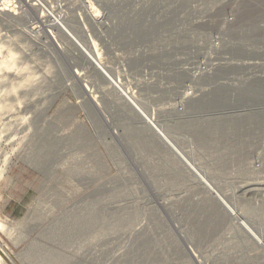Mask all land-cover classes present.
I'll return each instance as SVG.
<instances>
[{
  "label": "rangeland",
  "instance_id": "374dc122",
  "mask_svg": "<svg viewBox=\"0 0 264 264\" xmlns=\"http://www.w3.org/2000/svg\"><path fill=\"white\" fill-rule=\"evenodd\" d=\"M15 1L0 13L2 264H264L63 34L93 40L264 240V0Z\"/></svg>",
  "mask_w": 264,
  "mask_h": 264
},
{
  "label": "bare ground",
  "instance_id": "6f19581e",
  "mask_svg": "<svg viewBox=\"0 0 264 264\" xmlns=\"http://www.w3.org/2000/svg\"><path fill=\"white\" fill-rule=\"evenodd\" d=\"M56 5H59V0H54ZM86 1V0H85ZM43 0H29L27 5L29 7L40 6ZM8 0H0V13H2L5 17L12 19L10 15L5 12H10ZM88 3V2H87ZM26 5V6H27ZM47 26L52 27L54 30H60V17H49L46 21ZM35 24V23H34ZM34 24L27 25L23 27V32L27 35H30L36 28L33 27ZM61 31V30H60ZM63 33V32H62ZM85 33V32H84ZM67 40H69L70 44L74 47L75 51L82 56L83 60L87 63V65L92 69L94 72H98L102 74L104 80L109 86L112 87L114 92L118 94L120 99L123 101L124 105L127 109L136 117L139 124L143 126V128L147 129L153 136L160 142L169 152L175 156L180 163L184 166V168L197 180L198 184L202 187V190L209 196L210 201L212 202L216 212L225 215L229 220L235 221L238 226L243 229V231L247 234V236L260 248H264V240L261 236H258L240 217L236 208L230 206L228 202L217 192L212 185L203 177L201 176L197 170L183 157L180 151L172 144L166 134L155 124L154 120L152 119L151 115H148L144 112L141 106L134 101L129 95L126 94L124 90H122L118 81H114L104 70L103 66L100 64L99 54L96 49V44L93 40L87 39V36L83 39V43L76 39L75 37L71 36L70 34L64 32L63 33ZM53 38V37H52ZM8 68V67H6ZM8 76V75H7ZM16 75H14L15 78ZM4 76H1L2 78ZM13 77V76H12ZM90 94H86L88 99H92L94 101V97L91 95L90 90H86ZM12 118L11 115H7L4 120L10 121ZM4 122V121H3ZM7 141V140H6ZM7 144V143H6ZM211 206V205H210ZM0 264H2L0 259Z\"/></svg>",
  "mask_w": 264,
  "mask_h": 264
},
{
  "label": "built area",
  "instance_id": "2783aa9c",
  "mask_svg": "<svg viewBox=\"0 0 264 264\" xmlns=\"http://www.w3.org/2000/svg\"><path fill=\"white\" fill-rule=\"evenodd\" d=\"M9 3L7 5L10 6V9H15L17 8L16 1L15 0H8ZM29 2V0H26V3Z\"/></svg>",
  "mask_w": 264,
  "mask_h": 264
}]
</instances>
